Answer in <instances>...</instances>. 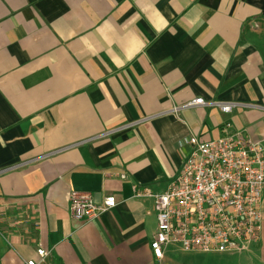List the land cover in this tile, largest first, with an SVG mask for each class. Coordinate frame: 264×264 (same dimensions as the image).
I'll return each mask as SVG.
<instances>
[{
	"label": "crops",
	"instance_id": "crops-1",
	"mask_svg": "<svg viewBox=\"0 0 264 264\" xmlns=\"http://www.w3.org/2000/svg\"><path fill=\"white\" fill-rule=\"evenodd\" d=\"M196 98L238 105L172 111ZM227 123L264 145V0H0V264H264V191L249 251L151 249L148 193Z\"/></svg>",
	"mask_w": 264,
	"mask_h": 264
},
{
	"label": "built area",
	"instance_id": "built-area-1",
	"mask_svg": "<svg viewBox=\"0 0 264 264\" xmlns=\"http://www.w3.org/2000/svg\"><path fill=\"white\" fill-rule=\"evenodd\" d=\"M200 105L231 113L238 104L196 98L172 111ZM230 127L227 123L225 134L215 140L203 141L196 135L185 138L182 143L191 151L179 174L164 192L148 193L155 200L158 220L151 242L157 259L170 244H178L184 251L247 252L260 240L264 145ZM116 205L113 195L98 202L89 192L70 193V214L77 220H92ZM38 254L44 257L47 253L40 248ZM25 264L38 262L27 260Z\"/></svg>",
	"mask_w": 264,
	"mask_h": 264
}]
</instances>
